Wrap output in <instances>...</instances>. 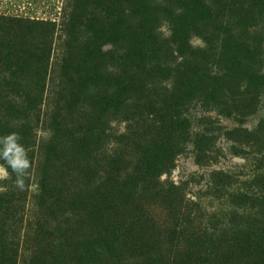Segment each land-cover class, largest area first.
I'll return each mask as SVG.
<instances>
[{
	"label": "rangeland",
	"instance_id": "1",
	"mask_svg": "<svg viewBox=\"0 0 264 264\" xmlns=\"http://www.w3.org/2000/svg\"><path fill=\"white\" fill-rule=\"evenodd\" d=\"M192 1L0 0V14L51 31L48 57L19 78L0 66V135L27 125V183L39 184L3 182L0 264L264 257V0ZM115 81L126 87L116 108ZM167 150L153 176L149 156ZM109 188L125 201L110 204ZM108 231L141 240L109 253Z\"/></svg>",
	"mask_w": 264,
	"mask_h": 264
},
{
	"label": "trees",
	"instance_id": "2",
	"mask_svg": "<svg viewBox=\"0 0 264 264\" xmlns=\"http://www.w3.org/2000/svg\"><path fill=\"white\" fill-rule=\"evenodd\" d=\"M203 1V0H198ZM243 1V0H240ZM196 4L197 2H194L191 0V3ZM93 20V17H92ZM42 24V22L31 21L29 19H25L19 16H11V15H5L0 14V66L5 67V71H8V68L10 69V77L12 78H19V73H21V69L29 63V61H37V59H46L48 57V54L45 55L44 52L46 50L44 44L46 42V38L51 35V31L44 32L43 30L39 34L34 33V30L39 28V25ZM72 25V23H71ZM75 24L72 26L74 27ZM43 38V39H42ZM38 39H42V44L38 41ZM67 45V43H66ZM41 46L43 48H41ZM236 50L229 52L231 55L227 57V61L229 62L230 66H235L236 68H241V60L239 61V55L236 53L238 52V47H233ZM39 51H41V55L38 56ZM246 68V67H245ZM3 69L0 68V76H2ZM18 82L14 81L13 85H16ZM0 84L7 86L8 81L5 79V77H0ZM116 87L113 89L112 95L108 98V102L113 103V107L116 108L121 103V99L123 96V90H126V87L122 85L121 82L115 81ZM9 86V85H8ZM60 114L57 116L59 118ZM13 118L16 120L18 119L17 116L13 115ZM66 117L62 118V125L65 124ZM26 124H20V127L18 128L17 132L21 135V137L26 133L27 130ZM81 145L83 146V149L87 147L89 144L85 137H81ZM26 141V140H25ZM22 138L20 143L25 142ZM55 146V145H54ZM82 149V150H83ZM168 153H171L169 150L167 151H157L154 153L153 156H149L150 164L152 172L151 174L153 176H156V171H158L159 164L161 163V160L164 159V156ZM163 154V155H161ZM156 160V161H154ZM120 188H109L107 195H113V198L109 199V203L113 204L115 207L119 205V203L125 201L124 197L126 193L122 190H119ZM106 194H102V196H99V200H102V203L106 206L107 204L103 201V196ZM122 195V198L119 202H117V198ZM128 196H131L130 194H127ZM106 199V197H104ZM85 199V198H83ZM97 203V202H95ZM93 203V204H95ZM80 207H86L89 205V202L86 200L78 201L77 203ZM91 204V205H93ZM143 225H139V230L143 229ZM138 233L139 231L136 230ZM131 236L136 238H130ZM138 241L141 240L138 235H134L131 232H127V234H123L122 236H119L114 231H108L105 241V249L109 253H116L117 248L120 246L121 243L128 242L129 245H131V240ZM254 238L250 237L248 239H245L243 241V248L242 250L245 252V254H254L255 252L251 251V246H255V240L254 244L252 242ZM126 241V242H125ZM143 247V246H142ZM94 248H90L88 250V254L90 255L92 252H94ZM253 264H264V257L258 258V260L254 261Z\"/></svg>",
	"mask_w": 264,
	"mask_h": 264
},
{
	"label": "clouds",
	"instance_id": "3",
	"mask_svg": "<svg viewBox=\"0 0 264 264\" xmlns=\"http://www.w3.org/2000/svg\"><path fill=\"white\" fill-rule=\"evenodd\" d=\"M22 137L18 132H9L0 135V191H7L9 185L3 184L10 181L11 187L20 191L29 188L35 193L39 184L35 179L31 185L27 183L29 172L32 167L31 160L23 144Z\"/></svg>",
	"mask_w": 264,
	"mask_h": 264
}]
</instances>
